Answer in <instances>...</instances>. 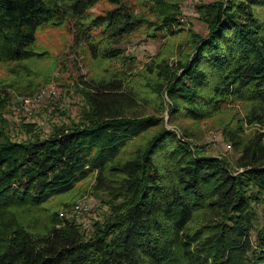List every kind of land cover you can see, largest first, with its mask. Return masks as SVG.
Listing matches in <instances>:
<instances>
[{"label": "trees", "instance_id": "1", "mask_svg": "<svg viewBox=\"0 0 264 264\" xmlns=\"http://www.w3.org/2000/svg\"><path fill=\"white\" fill-rule=\"evenodd\" d=\"M153 1L154 20L131 0H0V65L43 58L41 28L72 26L75 43L121 67L82 80L87 107L45 136L11 137L0 88V264H264V0L196 2L207 32L188 30L176 65L155 55L123 76L136 67L127 35L183 29L177 1ZM143 85L166 91L168 123L236 107L222 129L236 159L180 139L163 113H138ZM90 177L108 211L84 230L77 200L58 198Z\"/></svg>", "mask_w": 264, "mask_h": 264}, {"label": "rangeland", "instance_id": "2", "mask_svg": "<svg viewBox=\"0 0 264 264\" xmlns=\"http://www.w3.org/2000/svg\"><path fill=\"white\" fill-rule=\"evenodd\" d=\"M167 1L178 2L180 14L177 17L181 21L182 31H178L174 36H160L154 39L147 34L149 28L146 27L145 30L127 35L120 45L124 48L125 56H135L134 65L136 67L131 72L125 67L123 76L133 77L134 71L143 68L144 64L153 56L160 54L167 57L169 66L174 67L179 60L181 51L188 48V30L192 29L199 34H206V25L198 20L193 4L212 0H191L190 3H192L188 9H184L185 0ZM131 2L136 6L138 13L154 20L156 7L154 10L153 0H131ZM105 7L108 6L99 3L92 8V11L97 13ZM182 11L184 12L183 17ZM73 30L72 26L70 29L63 27L41 28L37 34L34 49L44 50L46 55L43 58L0 65V88L4 89L8 96L2 116L12 138H26L31 131L45 136L50 132L52 126L77 120L81 111L87 107L81 91L84 85L82 80H88L87 78L91 76H107L106 74L111 72H119L121 67L116 61L107 60L100 55L93 57L86 45L75 43L71 32ZM128 72L129 74L126 75ZM50 81H53L58 87V97L44 96L35 102L29 111H24L20 106V98L34 95L37 90ZM35 83L34 92L28 94L27 92ZM142 89L144 99L139 101L138 113H163L165 126L176 131L180 139H185L188 143L191 142V145L203 146L204 153L207 155L223 156L230 161L236 159L238 153L222 134L223 126L235 117L236 107L222 110L219 114L204 120L193 121L189 118H178L175 122L168 123L169 117L166 110L171 102L166 91L160 97L154 95L151 86L143 85ZM160 102L163 104L161 105ZM184 130L191 135L186 137L183 133ZM150 134L137 141H145ZM92 184L93 178L90 177L79 185L77 190L58 198V201L69 203L84 199L90 204L89 211L83 214L79 221L84 230L91 229L92 223L95 220H102L108 211L104 201L107 197L105 194L94 192L91 188ZM82 189H84L83 192Z\"/></svg>", "mask_w": 264, "mask_h": 264}, {"label": "built area", "instance_id": "3", "mask_svg": "<svg viewBox=\"0 0 264 264\" xmlns=\"http://www.w3.org/2000/svg\"><path fill=\"white\" fill-rule=\"evenodd\" d=\"M191 0H185L184 9H188ZM184 12L182 11V17ZM183 19V18H182ZM59 95V89L53 81L48 82L42 88L37 90L34 95L31 96H23L20 98V106L24 111H29L35 102H37L40 98L47 96L50 98H57ZM90 209V204L84 200L80 199L77 200L75 203L72 204L70 208V213L72 217L79 222L86 212ZM61 213V212H60Z\"/></svg>", "mask_w": 264, "mask_h": 264}]
</instances>
